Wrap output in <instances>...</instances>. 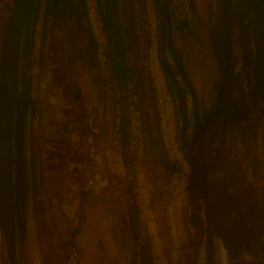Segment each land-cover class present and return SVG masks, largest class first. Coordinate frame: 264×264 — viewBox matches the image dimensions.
I'll return each mask as SVG.
<instances>
[{
    "label": "rangeland",
    "instance_id": "obj_1",
    "mask_svg": "<svg viewBox=\"0 0 264 264\" xmlns=\"http://www.w3.org/2000/svg\"><path fill=\"white\" fill-rule=\"evenodd\" d=\"M73 1L53 10L47 0H0V264H66L70 251L78 264H208L203 203L187 189L194 101L181 73L211 111L218 55L234 72L245 51L256 57L263 24L253 0H116L109 32L97 0L87 12ZM253 100L223 150L230 174L247 166L261 194L262 89ZM89 133L93 146L74 158L81 189L64 204L51 199L49 154ZM211 242L214 264H264L250 254L231 262L222 239Z\"/></svg>",
    "mask_w": 264,
    "mask_h": 264
},
{
    "label": "trees",
    "instance_id": "obj_2",
    "mask_svg": "<svg viewBox=\"0 0 264 264\" xmlns=\"http://www.w3.org/2000/svg\"><path fill=\"white\" fill-rule=\"evenodd\" d=\"M97 1L101 21L109 32L114 23L116 0ZM153 1L160 6L161 0ZM71 2L74 1L47 0V8L54 10V7L67 6ZM78 2L87 12V0H77L74 7ZM249 7L255 17L262 19L263 24L262 27H254L256 57L253 61L252 53L245 51L242 69L234 72L229 54L218 55L221 80L217 103L211 111L202 112L199 109L196 91L186 73H181L184 80L181 90L183 97L191 95L194 101L193 115L189 116L186 112V122L192 125V134L187 136L184 147L190 165L187 189L191 199L203 203L202 222L209 236L208 264H214L211 242L214 236L222 239L231 262L240 260L245 254L264 256V193L259 194L257 186L249 182L245 173L248 171L247 166L239 175L230 174L229 167L231 171L233 167L226 161L229 154L226 149L223 150L229 128L241 126L250 119L258 105V100L251 101L252 97L256 98L259 89L264 93V0H253ZM90 37L92 42L95 37L92 33ZM252 69L254 75L251 77ZM167 75L173 80L177 78L170 69H167ZM243 75L250 76L249 80H244ZM214 133L221 134V139L216 149L212 150L209 146L214 140ZM206 148L209 149L208 153ZM219 172L222 173L219 175Z\"/></svg>",
    "mask_w": 264,
    "mask_h": 264
},
{
    "label": "crops",
    "instance_id": "obj_3",
    "mask_svg": "<svg viewBox=\"0 0 264 264\" xmlns=\"http://www.w3.org/2000/svg\"><path fill=\"white\" fill-rule=\"evenodd\" d=\"M2 1V0H1ZM94 138L89 133L80 142L77 140L70 141L66 145L58 147L56 152L49 154V189L51 199L62 201L63 204L69 201L75 195L77 190L81 189L82 181L79 172L74 171V166L79 163L74 159L82 154L88 147L93 146ZM91 145V146H89ZM48 199L42 200V206H47Z\"/></svg>",
    "mask_w": 264,
    "mask_h": 264
},
{
    "label": "built area",
    "instance_id": "obj_4",
    "mask_svg": "<svg viewBox=\"0 0 264 264\" xmlns=\"http://www.w3.org/2000/svg\"><path fill=\"white\" fill-rule=\"evenodd\" d=\"M66 264H78V257L76 252L70 251Z\"/></svg>",
    "mask_w": 264,
    "mask_h": 264
}]
</instances>
